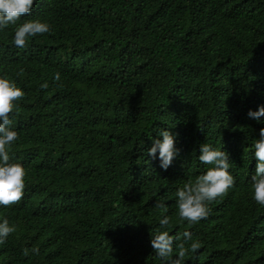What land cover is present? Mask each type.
Returning a JSON list of instances; mask_svg holds the SVG:
<instances>
[{
    "label": "trees",
    "instance_id": "trees-1",
    "mask_svg": "<svg viewBox=\"0 0 264 264\" xmlns=\"http://www.w3.org/2000/svg\"><path fill=\"white\" fill-rule=\"evenodd\" d=\"M25 20L51 31L17 48ZM17 25L0 30V78L24 92L9 156L26 175L23 199L0 206L16 229L0 264H167L151 246L160 231L180 237L174 257L201 242L182 264H264L251 187L264 116H248L264 106V0H34ZM162 129L179 150L166 170L148 155ZM204 143L228 154L235 183L189 225L175 193L209 167Z\"/></svg>",
    "mask_w": 264,
    "mask_h": 264
},
{
    "label": "clouds",
    "instance_id": "clouds-1",
    "mask_svg": "<svg viewBox=\"0 0 264 264\" xmlns=\"http://www.w3.org/2000/svg\"><path fill=\"white\" fill-rule=\"evenodd\" d=\"M34 0H0V30L9 25H17V21L23 16L31 13ZM50 25L40 20H25L17 25L14 30L13 43L17 48H26L28 38L49 33ZM60 74L56 73L54 79L59 80ZM47 88V83L41 85ZM24 92L15 83L8 79L0 78V206L10 207L18 204L24 196L25 169L19 163L10 162L11 145L18 140V133L12 129L10 114L13 113L14 102L22 99ZM248 116L260 120L264 116V106L257 110H249ZM161 139H154L152 146L148 149V155L158 159L160 167L167 169L173 159L178 155L175 148L173 134L166 129L159 132ZM253 154L256 158L255 173L251 176L252 198L259 205L264 206V127L259 130V139L252 145ZM202 164L208 165L207 169L194 179L188 180L181 188H178L176 196V207L181 221L195 225L206 219L210 214V203L217 198H222L233 188L235 180L229 172L228 154L222 149L213 148L210 144L200 145L198 156ZM155 207L160 209L163 218L159 221L161 228L170 224L167 215L168 208L163 202H157ZM14 226H10L7 219L0 222V244L5 243L10 234L15 232ZM184 240L192 241L190 232L185 231ZM180 237H173L168 231L157 232L151 239V246L155 253L164 259L167 264H182L189 252L195 253L201 247V242L192 241L190 245L179 243L176 245L174 257L173 244ZM35 254H39L38 248H33ZM28 255V250H24Z\"/></svg>",
    "mask_w": 264,
    "mask_h": 264
}]
</instances>
